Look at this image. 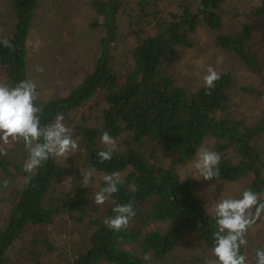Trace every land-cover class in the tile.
<instances>
[{
	"label": "trees",
	"instance_id": "1",
	"mask_svg": "<svg viewBox=\"0 0 264 264\" xmlns=\"http://www.w3.org/2000/svg\"><path fill=\"white\" fill-rule=\"evenodd\" d=\"M10 2L14 25L0 40L8 38L15 49L0 43V67L8 86L14 87L31 79L28 44L40 0ZM147 3L141 2L138 21L130 32L132 65L124 74L115 69L123 0H92L97 14L93 26L101 34L93 66L63 96L44 99L37 85V103L43 109L41 125L53 123L58 115H67L96 97L101 98L103 119L93 126L83 118L75 136L82 152L76 172L52 158L29 175L23 168L28 157L24 142L5 146L7 155H0V184L4 186V181H9L14 198L6 222L0 227V264H11L10 253L29 226H50L65 210L86 212L91 204L90 189L80 185L81 172L91 167L103 175L119 172L123 183L102 205L101 215L91 220L88 246L72 264H171L169 259L188 234L200 239L207 254L216 260L214 213L197 196L198 180L181 176L176 168L195 157L207 138L214 139L213 151L221 156L219 179L245 181L239 197L245 189H251L264 202V151L260 144L264 138V109L255 119L234 111L230 71L221 73L214 88L205 89L203 84L196 88L179 84L166 70V61L176 54L177 48L192 47L193 34L205 25L216 35L218 46L233 52L258 77L259 88L244 90L264 96V57L249 45L251 25L245 23L232 33L221 32L225 0L186 1L177 10H168L158 17L159 10L151 11ZM254 14L264 19V0H258ZM151 16L155 23L152 33H147L145 22ZM105 131L115 139L123 135L126 138L117 143L119 150L112 159L102 162L98 152L105 147L101 143ZM149 143L172 152L173 163L164 165L155 151L149 154ZM60 177H71L69 191L45 206L50 188ZM104 186L101 181L99 189ZM129 201L136 211L130 226L121 231L109 229L105 218L115 215L113 208L117 204ZM263 219L264 212L248 228L246 240ZM153 224L163 225L151 229ZM245 247L241 246V254L246 255ZM260 248H264V243L254 250L251 264H256V251ZM31 252L38 260V249ZM146 253L151 257L148 260L144 259ZM191 264L207 263L196 258Z\"/></svg>",
	"mask_w": 264,
	"mask_h": 264
},
{
	"label": "rangeland",
	"instance_id": "2",
	"mask_svg": "<svg viewBox=\"0 0 264 264\" xmlns=\"http://www.w3.org/2000/svg\"><path fill=\"white\" fill-rule=\"evenodd\" d=\"M92 0H40L32 34L28 44V73L30 78L40 88L44 99H53L68 93L80 80V77L91 69L98 54L101 34L93 26L97 17L91 5ZM148 2L151 11H158V15L168 10H177L186 1L195 3L197 0H123L120 12V33L115 53V69L124 74L132 65V43L130 32L138 21L140 4ZM258 0H225L224 25L221 32L232 33L238 31L243 24L252 27V37L249 45L252 51L259 52L264 57V19L254 14ZM154 17L145 22L147 33L154 26ZM14 25V15L10 0H0V36L9 33ZM139 25V24H138ZM216 35L205 25H201L193 34V46L177 48L176 54L166 61V70L177 78L179 84L192 88L203 84V77L207 68L212 66L222 73L230 71L233 75V85L230 87L232 107L234 111L249 119L257 118L264 109V96L250 93L244 88L258 87L259 79L234 54L217 45ZM39 40L41 47L34 51V45ZM39 65L43 72L36 71ZM0 83H6L4 73L0 67ZM101 98H92L84 106L64 115L65 123L74 128L73 137L79 132L86 118L88 125H99L102 121ZM125 135L115 139L120 143ZM11 142L6 146H13ZM264 151V138L260 140ZM214 139L207 138L202 147L213 151ZM146 150L150 154L155 151L162 164L171 165L174 154L155 143H149ZM81 150L70 154L67 159L57 158L59 162L69 165L73 171L81 166ZM197 156L176 165L181 176H192L195 172L194 163ZM103 174L95 173L92 183L99 190ZM71 177L57 178L50 188L45 206L69 191ZM245 181H229L222 179L198 180L197 196L205 207L214 213L215 202L224 198H240V191ZM90 206L86 212L80 210L60 213L50 226H29L22 238L15 244L10 253L11 264H72L80 252L88 246L91 220L99 217L102 205L93 203L94 189L89 186ZM14 198L12 187L0 184V227L8 217V212ZM163 225V224H162ZM161 224L151 225V229ZM264 243V219L250 231L246 244L247 263L251 264L253 252ZM39 251V259L32 257L35 249ZM34 254V253H33ZM212 261L205 246L193 234L186 235L169 259L171 264H191L192 259ZM108 264V263H103Z\"/></svg>",
	"mask_w": 264,
	"mask_h": 264
},
{
	"label": "clouds",
	"instance_id": "3",
	"mask_svg": "<svg viewBox=\"0 0 264 264\" xmlns=\"http://www.w3.org/2000/svg\"><path fill=\"white\" fill-rule=\"evenodd\" d=\"M0 43L7 49H15V45L8 38L0 40ZM41 43L39 40L36 41L34 51H39ZM36 71L43 72L44 69L37 65ZM220 78L221 73L209 66L207 74L203 77V87L214 88L215 82ZM38 100L37 84L31 79L22 80L14 87L0 83V155H7L6 145L22 140L28 151L23 168L29 175L35 174V171L49 159L61 157L67 159L70 154L79 151V144L73 137L74 128L65 123L63 114L58 115L53 123L41 125L40 114L43 109L37 103ZM101 143L105 147L98 152V156L102 162L111 160L119 150L115 138L105 131L101 136ZM196 156L195 172L191 177L196 180L201 178L212 180L215 177L218 180L220 154L201 147ZM95 173V167L83 170L80 185L85 188L93 187V203L103 205L119 191L118 186L122 185L123 179L119 172L104 175L102 180L105 186L96 190L92 183ZM8 184L9 181L5 180L4 186L7 187ZM213 211L217 227L213 232V254L216 260L208 261L207 264H247V257L241 254L240 250L241 246L247 244L248 228L264 212V202L261 201L260 195L251 189H245L241 198H224L215 202ZM113 212L115 215L105 218L104 223L115 231L126 230L136 215L131 201L117 204ZM150 258V254L146 253L144 259ZM256 264H264V248L256 251Z\"/></svg>",
	"mask_w": 264,
	"mask_h": 264
}]
</instances>
